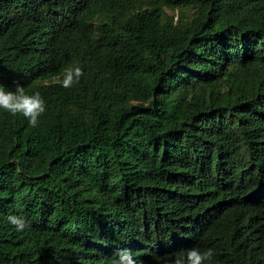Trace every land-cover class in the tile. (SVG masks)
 <instances>
[{"label":"trees","instance_id":"obj_1","mask_svg":"<svg viewBox=\"0 0 264 264\" xmlns=\"http://www.w3.org/2000/svg\"><path fill=\"white\" fill-rule=\"evenodd\" d=\"M17 84L46 110L0 109V264H264V0H0Z\"/></svg>","mask_w":264,"mask_h":264},{"label":"clouds","instance_id":"obj_2","mask_svg":"<svg viewBox=\"0 0 264 264\" xmlns=\"http://www.w3.org/2000/svg\"><path fill=\"white\" fill-rule=\"evenodd\" d=\"M83 76V70L80 66H73L66 69L61 79L54 80L53 83H58L64 88H71L74 84L80 82ZM0 109L12 115L22 114L30 126L36 127L39 122V117L45 112L46 106L42 96L36 92L28 95L25 92L24 86L17 84L15 90L5 89L0 85ZM8 222L13 225L18 232H23L30 225L23 216L9 215ZM117 264H136L130 250L124 249L117 253ZM215 251L208 248L200 251L198 248L186 249L183 253L178 254L171 264H206L213 261Z\"/></svg>","mask_w":264,"mask_h":264}]
</instances>
